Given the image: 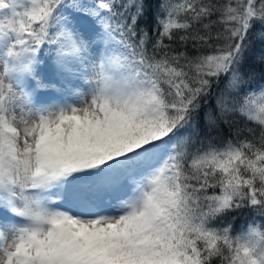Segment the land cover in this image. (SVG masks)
Wrapping results in <instances>:
<instances>
[{
    "label": "snow or ice",
    "instance_id": "snow-or-ice-1",
    "mask_svg": "<svg viewBox=\"0 0 264 264\" xmlns=\"http://www.w3.org/2000/svg\"><path fill=\"white\" fill-rule=\"evenodd\" d=\"M256 24L264 0H0V264H264V224H225L264 218Z\"/></svg>",
    "mask_w": 264,
    "mask_h": 264
},
{
    "label": "trees",
    "instance_id": "trees-1",
    "mask_svg": "<svg viewBox=\"0 0 264 264\" xmlns=\"http://www.w3.org/2000/svg\"><path fill=\"white\" fill-rule=\"evenodd\" d=\"M260 32H264V25L256 24L250 39L255 42L257 48L260 45V41L258 39V34ZM251 90L258 91L259 89L254 85ZM253 220H255L257 224H264V218L256 216L250 209H243L235 213L234 216L228 217L225 224L230 223L232 225L233 234H238L242 230L246 229V227L251 224Z\"/></svg>",
    "mask_w": 264,
    "mask_h": 264
}]
</instances>
